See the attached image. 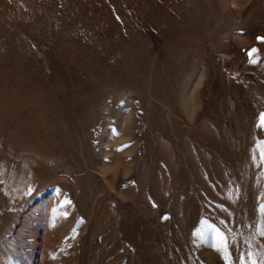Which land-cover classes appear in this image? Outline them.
Here are the masks:
<instances>
[{"label": "rangeland", "instance_id": "obj_1", "mask_svg": "<svg viewBox=\"0 0 264 264\" xmlns=\"http://www.w3.org/2000/svg\"><path fill=\"white\" fill-rule=\"evenodd\" d=\"M261 114L264 0H0V264H260Z\"/></svg>", "mask_w": 264, "mask_h": 264}, {"label": "snow or ice", "instance_id": "obj_2", "mask_svg": "<svg viewBox=\"0 0 264 264\" xmlns=\"http://www.w3.org/2000/svg\"><path fill=\"white\" fill-rule=\"evenodd\" d=\"M250 55H251V53H250ZM261 121L264 122V114H261ZM261 210L264 211V205H261ZM251 264H257V262L251 261ZM260 264H264V260H261Z\"/></svg>", "mask_w": 264, "mask_h": 264}]
</instances>
